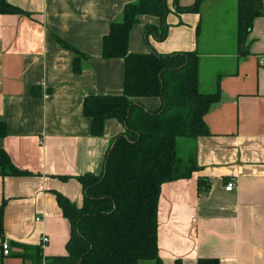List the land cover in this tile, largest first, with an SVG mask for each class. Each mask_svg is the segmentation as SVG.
Segmentation results:
<instances>
[{
  "label": "crops",
  "instance_id": "1",
  "mask_svg": "<svg viewBox=\"0 0 264 264\" xmlns=\"http://www.w3.org/2000/svg\"><path fill=\"white\" fill-rule=\"evenodd\" d=\"M6 1L25 13H0V124L6 125L0 148L29 173L0 174L11 250L5 255L0 246V264H32L22 256L30 246L44 256L67 253L71 225L56 192L81 206L77 177L102 171L113 138L124 129L109 119L105 133L93 135L84 101L91 94L123 93L125 62L102 56L103 37L123 20L125 5L138 0ZM237 12L238 0H204L200 12L172 9L164 40L151 34L146 41V27L161 24L154 15H141L131 30V52L198 50L200 90L214 92L219 85L221 92L205 116L210 134L178 140L183 168L195 170L162 185L158 243L164 264L208 258L264 264V0L246 54L238 49ZM79 52L84 56L76 72ZM139 100L153 110L162 104L160 97ZM232 179L235 188L227 190Z\"/></svg>",
  "mask_w": 264,
  "mask_h": 264
},
{
  "label": "trees",
  "instance_id": "2",
  "mask_svg": "<svg viewBox=\"0 0 264 264\" xmlns=\"http://www.w3.org/2000/svg\"><path fill=\"white\" fill-rule=\"evenodd\" d=\"M138 0L125 5L124 18L113 22L103 37L102 56L125 62L124 91L119 95L91 94L85 98V115L92 119V134L105 133L106 122L117 119L124 126L111 143L101 172H88L77 179L82 184L81 206L56 192L63 215L71 225L64 255L44 256L40 247H27L22 256L32 264H164L158 243L159 203L162 185L191 176L195 170L181 167L178 137L196 138L210 134L205 116L221 97L199 87L198 50L159 53L130 51V34L141 15L161 19L147 26V43L152 34L159 40L168 36L167 17L200 12L204 0L182 5L180 0ZM0 13H25L0 0ZM263 14V0H238L237 44L246 54V40L255 17ZM83 53L74 59L80 71ZM36 95L39 94L34 89ZM160 97V108H148L140 98ZM6 135L5 123L0 136ZM9 154L0 148V174L26 175ZM201 188L204 186L200 180ZM0 237H4V203L0 206ZM176 264H181L180 260ZM198 264H220L217 258L200 259Z\"/></svg>",
  "mask_w": 264,
  "mask_h": 264
},
{
  "label": "built area",
  "instance_id": "3",
  "mask_svg": "<svg viewBox=\"0 0 264 264\" xmlns=\"http://www.w3.org/2000/svg\"><path fill=\"white\" fill-rule=\"evenodd\" d=\"M235 188V179H232L228 182L226 189L227 190H233ZM49 241V238L47 236H44L42 239L43 243H46ZM0 246L2 248V251L5 255H8L10 253V244L9 241L5 237H0Z\"/></svg>",
  "mask_w": 264,
  "mask_h": 264
},
{
  "label": "rangeland",
  "instance_id": "4",
  "mask_svg": "<svg viewBox=\"0 0 264 264\" xmlns=\"http://www.w3.org/2000/svg\"><path fill=\"white\" fill-rule=\"evenodd\" d=\"M182 138H186V137H178V139H177V145H178L179 158L182 159L185 162L186 160L183 159V157H185V156H184V153H183V150H182V145H181V148H180V144L178 142V140L179 139L182 140ZM181 151H182V154H181ZM180 164H181V167H185V165L183 164V162L180 161Z\"/></svg>",
  "mask_w": 264,
  "mask_h": 264
},
{
  "label": "water",
  "instance_id": "5",
  "mask_svg": "<svg viewBox=\"0 0 264 264\" xmlns=\"http://www.w3.org/2000/svg\"><path fill=\"white\" fill-rule=\"evenodd\" d=\"M141 264H145V263H141Z\"/></svg>",
  "mask_w": 264,
  "mask_h": 264
}]
</instances>
